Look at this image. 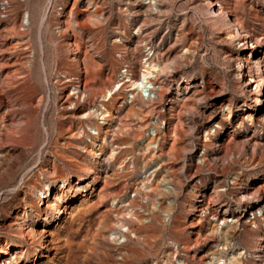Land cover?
<instances>
[{"label": "rangeland", "instance_id": "rangeland-1", "mask_svg": "<svg viewBox=\"0 0 264 264\" xmlns=\"http://www.w3.org/2000/svg\"><path fill=\"white\" fill-rule=\"evenodd\" d=\"M210 1L0 0V264H164L170 241L165 264H264V88L258 102L233 74L264 70V0H219L218 16ZM149 56L172 108L155 178L169 172L175 212L114 242L137 172L96 166L68 136L92 103L115 105L102 96L119 63L137 73Z\"/></svg>", "mask_w": 264, "mask_h": 264}, {"label": "built area", "instance_id": "built-area-1", "mask_svg": "<svg viewBox=\"0 0 264 264\" xmlns=\"http://www.w3.org/2000/svg\"><path fill=\"white\" fill-rule=\"evenodd\" d=\"M117 57L121 58L122 55L118 54ZM147 59L152 60V57L149 56L144 58L143 63ZM143 63L137 73H142ZM119 64L124 68H120L118 70L116 81L119 79V74L124 73L127 69L130 70L132 74H137L131 70L132 67L128 63ZM151 86L152 85H150L147 80L146 83H143L139 87L140 95L145 104L136 107V111L138 112L137 117L125 119L124 115H118L116 119L110 121L112 130H114L112 133V142L107 148H104L102 152L105 156L112 154V158H107L101 165H96L100 167L105 166V168H107L111 163L117 162L115 170H117L119 174L137 172V176L129 182V188L127 190L128 199L125 202L122 200L119 201L129 203L131 211L125 219L124 227L120 228L114 226L115 228L111 234V240L114 242H117L120 238L125 237L126 233L130 232L132 226L134 228L136 226L147 227L150 225L153 219V211H155L156 216L159 214L160 220L164 224H170L175 212L173 200L171 198L174 194V187L172 185L173 180L164 185L163 192L160 193V197H162V206L158 210H156V205L159 202V195L156 194V197H153L154 195L152 193L151 196L147 197L144 193L138 191L134 186V183L139 177L142 169V160L139 157V153L148 149V153H150V155L159 153L163 154L161 145L166 144V140L170 139L169 133L171 131V124L169 123L170 118L168 114L170 113L171 107H169L165 113L161 105L158 104V99L151 104L147 103L148 100H152V94L149 95ZM115 92V90L112 91V93ZM116 109L117 106H114V108L112 107L109 109L108 114L111 116L117 114V111H115ZM124 112L125 111L121 114H124ZM108 114L104 113V117H107ZM92 123L96 125L95 128L82 126L80 130L83 139L86 141V145L84 146L91 150V153L87 156L88 158L91 155L90 160L93 156L92 153L100 152L98 150V147L100 146L99 139L103 133L99 131V129L105 130L108 126L105 124L104 120H99L97 117L94 118ZM91 142H93L96 146H91V144H89ZM145 145H148V147L146 148ZM92 148H95L97 151H92ZM156 164L158 165V162L154 163L153 166L156 167ZM168 247L174 250H181V248H179V246L172 241L169 242Z\"/></svg>", "mask_w": 264, "mask_h": 264}, {"label": "bare ground", "instance_id": "bare-ground-1", "mask_svg": "<svg viewBox=\"0 0 264 264\" xmlns=\"http://www.w3.org/2000/svg\"><path fill=\"white\" fill-rule=\"evenodd\" d=\"M212 7H216V9L214 10V13H216V16L220 15L224 10V4L220 3L219 0H212L209 3ZM85 10V9H84ZM96 11V10H95ZM225 14H227V12H225ZM28 17H26L27 19ZM232 23L236 24L234 20L231 21ZM228 36L230 37L231 34H228ZM261 42L263 41V35L260 37L259 39ZM240 42H243L242 46H243V55L246 54L249 55L248 53L251 51V53H254L252 55V58H254L255 60L258 58V52H257V48H256V43H253L249 40V36L248 34H244L242 35V40ZM127 49V48H125ZM257 52V54H256ZM257 61V60H256ZM84 63V62H83ZM146 66L143 67V71L142 73H138V74H132L130 70H125L124 73L119 74V79L115 82H113V87H110V89H106L104 91V94L102 96V98H107V102L109 103H113L115 105H117V109L115 111H117L115 115H109V108L106 107L105 105H103V107L98 106V108H96L97 104L95 105V103H92V105L90 107H86V111L83 113H80L78 115L75 116V119H82L83 121L79 123V125L76 127L77 131L75 132H71V134L68 136V139L70 140L71 143H69L71 145V147L73 149H75L76 151L79 152V154H83V158H87V156L91 153L90 149H88L86 146V141L83 139L82 137V133L80 132L81 127L82 126H86V127H93L95 128L96 125L94 123H92V121L94 120L95 117L99 118V120H104L105 124L108 125L106 127L105 130L103 129H99V131H101L103 133L102 136H100V146L98 147V150L100 152L98 153H92V159L90 160L93 164L95 165H101L107 158H112V154H108L107 156H105V154L102 152L104 148H107L110 143L112 142V133L114 132V130H112V125L110 124L111 120L116 119V117L118 115H124L125 119H129V118H135L138 116V112L136 111V107L142 104H145L144 100L142 99L140 92H139V87L143 84L146 83L148 80V83L151 86L150 89V94L152 96V100H148L147 103H152L154 101H156V97H157V91H158V87L156 84V69H155V65H152V61H150L149 59H147L144 63ZM88 64H84L83 69H87L89 66H87ZM120 68H124L123 66H119ZM263 64L261 61H257L256 62V68L249 71V70H245L242 71L241 67H236L234 68V76L236 77H240L242 72H243V76L244 81L242 82L243 85L247 86L248 88H251L252 85H255V88L251 89L252 91H255L256 89H260L259 94L257 95V101L258 102H262V89L264 88V77L262 78L263 75ZM138 75V76H136ZM114 88V89H113ZM74 90H76L74 88ZM84 89L83 87L81 88V90L79 92H82ZM115 90V93H112V91ZM250 90V91H251ZM112 94V95H111ZM140 103V104H139ZM137 104V105H136ZM114 105V106H115ZM113 106V108H114ZM219 107V106H218ZM112 107H110L111 109ZM172 109V108H171ZM100 113H99V112ZM123 111L124 114H121ZM108 114L107 117H104V113ZM169 116L171 114H168ZM214 116V115H213ZM170 118V117H169ZM82 123V124H81ZM173 127V126H172ZM171 127V131L172 128ZM207 139L206 137L203 139V142H206ZM91 144V146H96L93 142L89 143ZM145 147L147 148L148 145H145ZM141 150V149H140ZM139 157L142 160V169H141V173L139 175V177L137 178V180L134 183V186L136 187V189L142 193H144V195H146L147 197H149L152 193V190L155 186L158 185V190L160 192H157V194L159 195L158 200L159 203L162 200L161 196V192H163V188L164 185L166 183L171 182L169 179V172L163 170V173L161 174L160 177H156L155 176L161 171V165L162 161H160L161 159V153L159 154H151L148 153V149H146L143 152L139 153ZM158 162V165L156 167H154V163ZM161 164V165H160ZM169 168V167H166ZM165 169V168H164ZM162 172V171H161ZM155 185V186H153ZM151 193V194H150ZM46 196H51L49 194V192L47 194H45V198ZM56 196L53 197V200H56ZM121 204V207H124L123 212L120 214V216L124 217V218H118L116 217V215L114 214V216L116 217V222L115 225H117V227H124L125 226V219L126 217L129 215L130 211H131V206L129 203H123V202H118L116 204H114V208L115 205H119ZM42 205V204H41ZM44 205V204H43ZM47 207H51V203H48V205H46ZM113 206V205H112ZM162 206V202L161 205L159 207L158 203L156 205V210L160 209ZM119 207V209L121 208ZM113 208V207H112ZM59 213L60 212L58 211ZM155 215V211L152 212V217ZM244 218V215L241 214L240 216H238V218L234 221L235 222V226H237V221H239L240 219ZM218 227L215 224H211L207 230L208 234H212L214 232H217ZM168 253H166L165 260H164V264L167 262V260H169L168 258H170V256H172L174 258V256L176 255L175 253L178 254L177 251H174V249L168 247ZM173 254V255H172ZM257 258H260V256H256ZM258 261H260L259 259H256ZM216 263V258H215V254H211L210 258L207 259V261H203L201 262V264H215ZM163 264V263H162ZM239 264V263H238ZM255 264V263H253Z\"/></svg>", "mask_w": 264, "mask_h": 264}]
</instances>
